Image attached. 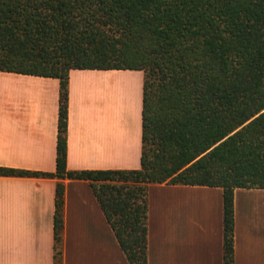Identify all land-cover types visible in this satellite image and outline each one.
<instances>
[{
  "label": "trees",
  "instance_id": "16d2710c",
  "mask_svg": "<svg viewBox=\"0 0 264 264\" xmlns=\"http://www.w3.org/2000/svg\"><path fill=\"white\" fill-rule=\"evenodd\" d=\"M71 69L143 72L140 167L66 166ZM0 71L59 80L54 255L64 179L86 180L129 264H147L149 184L222 188L233 264L235 188H264V0H0Z\"/></svg>",
  "mask_w": 264,
  "mask_h": 264
},
{
  "label": "crops",
  "instance_id": "0c3cea01",
  "mask_svg": "<svg viewBox=\"0 0 264 264\" xmlns=\"http://www.w3.org/2000/svg\"><path fill=\"white\" fill-rule=\"evenodd\" d=\"M143 72L71 69L66 166L140 167ZM59 80L0 71V167L55 170ZM59 180L0 175V264H52ZM62 264H129L86 180L64 179ZM233 264H264V188H235ZM222 188L149 184L147 264H222Z\"/></svg>",
  "mask_w": 264,
  "mask_h": 264
}]
</instances>
